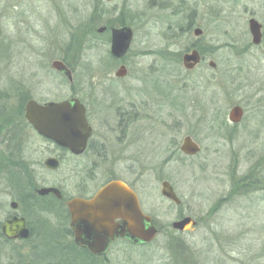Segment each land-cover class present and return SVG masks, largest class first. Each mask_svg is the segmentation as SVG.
I'll list each match as a JSON object with an SVG mask.
<instances>
[{
	"label": "rangeland",
	"instance_id": "1",
	"mask_svg": "<svg viewBox=\"0 0 264 264\" xmlns=\"http://www.w3.org/2000/svg\"><path fill=\"white\" fill-rule=\"evenodd\" d=\"M207 5L213 23L200 19L205 11L197 22L205 27L202 45L212 48V58L187 70L176 58L186 41L172 45L169 37L164 39L171 32L165 27L177 19L157 6L148 8L145 0H0V136L20 123L26 154L37 163L32 174H22V195L46 186L63 193L58 201L35 192L32 201L18 208L34 236L5 242L0 232V264H33L43 229L56 234L57 253L54 258L43 255L38 264L61 258L64 264H79L64 249L72 238L58 233L69 228L65 201L78 196V187L90 195L111 179L132 186L157 233L144 245L116 240L101 264H232L238 254L247 262L259 253L264 264V0L199 2L203 10ZM250 17L262 25L257 45L248 32ZM122 24L131 28L132 40L116 62L109 56L106 33L98 28ZM59 59L70 67L71 82L51 66ZM120 63L126 73L118 78L114 74ZM90 84L97 99L106 96L91 105L96 155H65L57 170H46L40 163L49 155L42 149L48 145L26 124L22 104L30 97L60 101L78 96ZM145 94L152 101L175 94V105L167 100L160 121L136 122L120 138L109 104L133 102L141 109ZM235 104L244 115L233 126L228 113ZM185 135L200 151L175 157L174 143L180 145ZM162 180L171 182L179 204L161 195ZM13 196L0 178V228L13 212ZM181 214L200 223L176 233L171 224Z\"/></svg>",
	"mask_w": 264,
	"mask_h": 264
},
{
	"label": "water",
	"instance_id": "2",
	"mask_svg": "<svg viewBox=\"0 0 264 264\" xmlns=\"http://www.w3.org/2000/svg\"><path fill=\"white\" fill-rule=\"evenodd\" d=\"M262 25L250 18L248 29L252 43L257 45L262 38ZM103 28H98V32ZM132 39L130 27L111 29L110 53L115 58H121L129 49ZM183 67L192 69L200 58L196 51L186 54L182 58ZM213 66L212 61L209 62ZM51 66L64 73L69 80L71 71L60 60H53ZM126 73L124 65H120L115 75L122 77ZM242 109L234 106L228 118L231 122H238ZM24 117L28 123L44 137L52 139L61 146L68 147L71 152L79 154L84 151L88 138L91 135L83 104L77 98L62 101H49L39 104L29 99L25 104ZM181 149L186 154H195L199 147L190 137H185ZM54 159H48L46 164L50 168L56 167ZM39 195L52 193L61 197L60 191L55 187H42L37 190ZM161 195L174 203H179L172 186L168 181L161 182ZM11 205L15 208L16 203ZM70 214V226L75 234V242L86 247L95 255L105 253L111 241L121 236L133 244H146L156 236L157 229L152 218L143 213L136 194L122 181L112 180L102 186L91 198H72L67 202ZM120 219L123 225L115 220ZM192 223L190 217L172 222V228L184 230L187 224ZM120 229V230H119ZM2 234L8 239H25L29 237V229L23 216H13L6 219L1 225ZM111 264V263H109Z\"/></svg>",
	"mask_w": 264,
	"mask_h": 264
},
{
	"label": "flooded vegetation",
	"instance_id": "3",
	"mask_svg": "<svg viewBox=\"0 0 264 264\" xmlns=\"http://www.w3.org/2000/svg\"><path fill=\"white\" fill-rule=\"evenodd\" d=\"M107 2H110L111 0H105ZM146 1V5L148 8L151 9V7H159L160 9H162L164 12H168L171 18H173V20L177 19L178 23L177 24H168L165 27V30L171 31L168 35L164 34V39L168 38V42L172 45H176V43H179V41L181 42L182 39H184L186 41L187 44H185V46L183 48H180L179 52L177 53L176 58H181V62L183 61L182 58H184V56L186 54H190L192 53V51H196L198 53V56L200 58L199 63H197L192 69H194L195 67H197L201 62H203L205 60V58H212V56L210 55V53L212 52V48L210 49L208 47V45H202V41H203V29L205 27L201 26L197 20L199 19V15L201 14V11H205V13H203L205 16H203V14H201L200 19L202 20H207L205 22V25L212 24L214 21L213 16L210 18L209 15L213 14V9L210 6H206V8L203 10V7L199 6V2H202V0H145ZM208 1V0H205ZM200 10V13H199ZM209 10V11H208ZM210 18V19H209ZM253 18V17H250ZM249 18V19H250ZM209 19V20H208ZM247 20V26H248V21ZM120 27H125L124 24L120 25V26H113V27H107V26H101L100 28H103V31L101 32H105L106 36L108 38L109 41V56L111 58H114V61H119L121 60L125 54L121 57V58H115L114 56L111 55L110 53V41H111V29L112 28H120ZM129 27V26H128ZM249 32V29H248ZM249 35L251 36L250 32ZM132 40V39H131ZM252 41V40H251ZM131 44V43H130ZM211 46V45H209ZM175 50V49H174ZM166 51V50H164ZM168 52V50L166 51ZM63 58V57H62ZM60 61H62L65 65L66 63L62 60L59 59ZM116 61V62H117ZM183 64V62H182ZM120 65H124V63H120ZM119 65V66H120ZM209 65V62H208ZM67 66V65H66ZM125 66V65H124ZM210 66V65H209ZM214 66V65H213ZM213 66H210L213 68ZM68 67V66H67ZM69 70L71 71L70 67H68ZM126 68V67H125ZM192 69H187V70H192ZM58 73L61 76H65V78L71 82V80H69L67 78V76L62 73L59 72ZM115 75V74H114ZM116 76V75H115ZM100 77V76H97ZM119 78V76H116ZM123 77V76H122ZM101 79V77H100ZM99 84H101V80H98ZM98 84V83H97ZM91 86V84H90ZM88 87V88H84L85 91L83 94H80L78 96H72L70 95V97H67L63 100L66 99H71V98H77L84 106L85 109V116L87 119V122L89 124V126L91 127V135L87 140L86 143V147L84 149L83 152L79 153V154H75L73 152L70 151V149L68 147L65 146H61L59 144H57L56 142H54L52 139L44 137L43 135H40L26 120V118L24 117V112H23V117L26 120V124L28 125V127L33 130L37 137L42 139L48 146H43L42 149H46V151H49V155L44 159L43 163L41 162L40 164L42 165V167H44L46 170H57L59 168V166L61 165V162H63V159L65 157V155H68L72 158H77L80 157L82 155H84L85 153H87L88 151H92V155H96L98 148L96 146H93L92 144L94 143V134H93V127H92V123L95 120L94 115L91 113L92 112V104L93 105H97V102L100 103V100H104L106 98L105 94H102V96H105V98H101L97 99L96 94H94V89L93 87ZM102 93V92H101ZM175 98L176 95L173 94V98L171 97L170 94L166 95L163 99L159 98L157 101H152L151 99H149L147 97V95L145 94V101L143 104H145L144 107H147V110L149 109V113L145 112L144 107L140 109V107L138 105H136L133 102L127 103L126 105H121V104H116L115 107H113L114 104H112L114 101L112 100L111 104H109V110L112 113L111 114V118L115 121L116 120V128H118V132H119V136L120 138H126V131L130 128V126H132L134 123H138V122H142L144 123V121H150L151 118L158 119V121H160L161 117H164L162 115L161 112H163L161 109L164 106V103L168 102V101H172L173 102V106L175 105ZM29 99H33L35 100L37 103L39 104H44L46 102L49 101H59V100H37L34 99L33 97L27 98L25 100V102L22 104L23 109L25 110V104ZM172 99V100H171ZM168 100V101H167ZM174 100V101H173ZM62 101V100H60ZM105 101V100H104ZM102 105H104V103H101ZM142 104V105H143ZM234 106H239V105H232L230 110L234 107ZM242 109V115L241 118L244 115V110L241 106H239ZM165 110V109H164ZM2 111V110H1ZM230 112V111H229ZM229 114V113H228ZM1 112H0V116H1ZM109 117L110 116H106ZM110 118V119H111ZM241 120V119H240ZM231 122L228 118V122L231 123L233 126H236L239 122ZM20 123H18V127L14 128L13 130H10L8 133L9 134H4L0 136V145H1V150H0V154L2 155V157H0V178L6 183V185L9 188H12L14 190V196L12 198V200L9 203L10 208L13 210L12 213H10L9 215L6 216V218L4 219V221L6 219L12 218L13 216H23L21 214L18 213V208L22 207V200L25 202L26 200L32 201L33 197L35 196V192L36 194H38L37 190L39 189H35V187L33 188V193H27L25 195H22V174L25 173V175H30L32 174L33 170H34V165H37V163H33L29 157L27 156V152L25 151V146H23V143L25 142L22 139V135L20 134V127H19ZM118 136V137H119ZM190 137L191 140L196 143V141L193 140V138L190 135H185L183 137V139L185 137ZM183 139L182 142L180 143V145H177L176 142L174 143V147L172 148V153L175 157L180 158V156H184V157H189V156H194L196 154L199 153L200 151V146L198 145V143H196V145L199 147V151L195 154H186L182 151L181 146L183 143ZM99 145V149L102 151V154L105 153L106 149H105V143L102 141L100 142ZM51 147V148H50ZM95 149V151H94ZM44 151V150H41ZM48 159H54V164L56 165V167L54 168H50L47 166L46 162ZM30 162L33 163V165L30 166ZM77 172H79V169L77 170ZM112 180H118V179H111V180H106L103 184L100 185V187L92 194L90 195H86L85 193V189H81L78 187V196H73V197H69L66 201H65V205H66V212H67V217L69 220V228H68V233L69 237L72 238V243L75 245V249L77 251H79L80 249H85L87 250L89 253L93 254L90 250H88L86 247L78 244L75 242V234L74 231L72 229V227L70 226V214L67 208V202L69 200H71L72 198H83V199H89L91 198L102 186H104L106 183L112 181ZM121 181V180H120ZM162 181H168V180H162ZM161 181V182H162ZM123 182V181H122ZM170 183V185L173 188V185L171 184L170 181H168ZM125 183L137 196V199L139 201V197L137 195V193L133 190L132 186L130 184H128L127 182H123ZM46 187H54V186H46ZM57 188L60 193H61V197H57L52 193H48L45 195H39V196H50L55 200H62L63 199V193L61 192V190L58 187ZM174 190V189H173ZM175 192V191H174ZM176 194V193H175ZM177 196V195H176ZM164 197V196H163ZM35 198V197H34ZM167 199V198H166ZM169 200V199H168ZM170 202H172L171 200H169ZM14 202L16 203V207L14 208L11 203ZM174 203V202H173ZM179 203H180V199H179ZM178 203V204H179ZM175 204V203H174ZM139 205H140V201H139ZM141 207V205H140ZM142 210V209H141ZM143 211V210H142ZM144 213V212H143ZM188 215H180L177 217L176 220H181L184 217H187ZM26 220V224L27 227L29 229V236L31 235L32 230L31 227L28 223V220L26 219L25 216H23ZM191 218L192 223H190L191 228H194L198 225V223H200V220H196L194 219L192 216H188ZM3 221V222H4ZM116 222L119 223V225H123L122 220L117 219L115 220ZM2 222V223H3ZM120 230V229H119ZM0 232H1V228H0ZM174 232L176 233H184V230H177L174 229ZM2 234V232H1ZM3 235V234H2ZM4 236V235H3ZM5 237V236H4ZM6 238V237H5ZM8 239V238H6ZM118 239H124L127 240V238L118 236L116 237L113 241H111V243L109 244V247L107 248V250L105 251V253L110 249L111 245ZM105 253H103L102 255H98L99 257H102L105 255ZM95 255V254H94ZM237 259H233L231 258L230 261L232 260V264H260L263 259L259 254H255V256L252 259L247 260V262L245 261V259L241 258L238 254ZM244 260V261H242ZM248 261H250L248 263Z\"/></svg>",
	"mask_w": 264,
	"mask_h": 264
},
{
	"label": "trees",
	"instance_id": "4",
	"mask_svg": "<svg viewBox=\"0 0 264 264\" xmlns=\"http://www.w3.org/2000/svg\"><path fill=\"white\" fill-rule=\"evenodd\" d=\"M66 65H67V63H66ZM0 112L2 113V111H0ZM24 185H25V182L23 180L22 181V186L24 187ZM33 199H34V197H33ZM21 203H22V206H23L24 205V201L22 200ZM43 230L45 232L43 231V235H40L41 236V238H40L41 240L39 241V245H38L40 250H38V253L36 252V254L34 255V256H36V258H32V263L33 264L34 263L38 264L40 262V260H41L40 258H42L43 255L45 257L46 256H48V257L49 256H53V258H54L55 257L54 253H57V252H54V251H56V248H54V247L57 246V241H56L57 236H56V234L53 233L51 235L52 236L51 237V236H49L47 230H45V229H43ZM67 231L68 230L65 231L63 229L62 230L60 229L58 231V233L63 232L62 235L64 236V233L67 234ZM32 232H34V231L32 230ZM46 233H47V236H46ZM33 234L34 233H31V235L29 236L28 239H31L34 236ZM35 234H37V233H35ZM1 237L4 238L5 242L8 241L2 234H1ZM64 249L69 250L70 253L73 254L74 260L77 263H79V264H101V262H102V258L101 257H99L97 255H94V254H91L85 249H80L79 251H75L76 249H75V245L74 244H71V245H69L68 247H66ZM48 252H49V254H48ZM34 259H35V261H34ZM22 264H24V262H22ZM53 264H64V260L62 258L60 260H58V261L54 260Z\"/></svg>",
	"mask_w": 264,
	"mask_h": 264
}]
</instances>
